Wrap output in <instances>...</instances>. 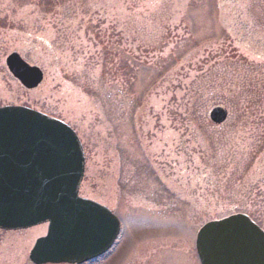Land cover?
<instances>
[{
	"label": "rangeland",
	"instance_id": "rangeland-1",
	"mask_svg": "<svg viewBox=\"0 0 264 264\" xmlns=\"http://www.w3.org/2000/svg\"><path fill=\"white\" fill-rule=\"evenodd\" d=\"M13 52L41 68L40 85L10 73ZM5 105L75 130L80 195L126 227L111 264L136 240L125 264H179L171 252L197 264L198 230L237 212L264 228V0H0ZM46 228L0 229V264H33Z\"/></svg>",
	"mask_w": 264,
	"mask_h": 264
},
{
	"label": "water",
	"instance_id": "water-1",
	"mask_svg": "<svg viewBox=\"0 0 264 264\" xmlns=\"http://www.w3.org/2000/svg\"><path fill=\"white\" fill-rule=\"evenodd\" d=\"M6 65L26 88L43 80L18 52ZM227 117L222 106L210 111L216 124ZM84 170L81 141L67 123L24 106L0 107V228L48 224L31 249L34 263H84L117 237L118 217L79 195ZM197 250L202 264H264V230L247 214H232L199 230Z\"/></svg>",
	"mask_w": 264,
	"mask_h": 264
},
{
	"label": "flooded vegetation",
	"instance_id": "flooded-vegetation-1",
	"mask_svg": "<svg viewBox=\"0 0 264 264\" xmlns=\"http://www.w3.org/2000/svg\"><path fill=\"white\" fill-rule=\"evenodd\" d=\"M103 205L108 207L110 210H112V212H114L118 216V218L120 220V225H121L120 232H119L117 238L115 239V241L113 242L112 246L101 256L102 258H104L106 260V264H111L112 261L117 257L118 251L120 250V247L124 244L123 242H124V238H125L126 227L124 225V220H123L122 216H120L113 208H111V206H109L107 204H103ZM147 234H149V233L147 232ZM197 234H198V232H197ZM197 234H196V237H195V240H194V243H193V253H194V257L196 259L197 264H201L200 258H199V255H198V251H197V247H196ZM152 235H153V233H150V236H152ZM138 241L139 240L135 241V246L124 256L121 264H125V262L127 261V257L129 259L131 254L134 253V250H135V247L137 246ZM140 242H145V241H143L141 239ZM150 242H152V240H150ZM169 254H173L171 256H172V259L174 260V262L177 260L179 262V264H190V262L188 260H187L188 263L184 260L185 256L182 253L171 252ZM101 257H99V258H101ZM96 260H91L87 264H90L91 262H94ZM154 263H155V261H154Z\"/></svg>",
	"mask_w": 264,
	"mask_h": 264
}]
</instances>
